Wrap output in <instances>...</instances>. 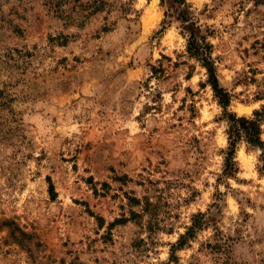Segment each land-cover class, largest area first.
Instances as JSON below:
<instances>
[{
    "label": "rangeland",
    "instance_id": "1",
    "mask_svg": "<svg viewBox=\"0 0 264 264\" xmlns=\"http://www.w3.org/2000/svg\"><path fill=\"white\" fill-rule=\"evenodd\" d=\"M192 23L264 113V0H0V264H167L195 221L173 264H264V149L225 174Z\"/></svg>",
    "mask_w": 264,
    "mask_h": 264
},
{
    "label": "trees",
    "instance_id": "2",
    "mask_svg": "<svg viewBox=\"0 0 264 264\" xmlns=\"http://www.w3.org/2000/svg\"><path fill=\"white\" fill-rule=\"evenodd\" d=\"M175 2H184L185 0H174ZM190 39H189V52L197 57L201 58L204 67L207 69L209 75V83L212 86L216 98L219 104L224 109L226 118L228 119L229 129V148L226 152L225 159V174L233 175L236 172L235 155L237 146L241 142H246L249 145L260 147L264 149V142L262 140V121L264 119V113H255L254 117H239L235 113L230 112V106L232 103V97L230 93L220 85L217 69L213 60L211 59L210 51L212 46L201 38L197 37L198 25L192 23L190 26ZM50 193L52 198L56 196L54 185L50 183ZM203 216V214H201ZM201 226L195 221L193 226L188 231V236H182L176 245H174V252L177 249H181L186 245L187 237L193 236L197 228ZM173 252L170 262L167 264H173L176 262L177 257Z\"/></svg>",
    "mask_w": 264,
    "mask_h": 264
}]
</instances>
